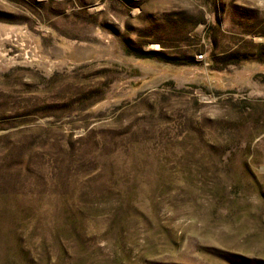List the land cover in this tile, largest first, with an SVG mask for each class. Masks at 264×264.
Returning <instances> with one entry per match:
<instances>
[{
    "label": "rangeland",
    "instance_id": "rangeland-1",
    "mask_svg": "<svg viewBox=\"0 0 264 264\" xmlns=\"http://www.w3.org/2000/svg\"><path fill=\"white\" fill-rule=\"evenodd\" d=\"M0 264H264V0H0Z\"/></svg>",
    "mask_w": 264,
    "mask_h": 264
},
{
    "label": "trees",
    "instance_id": "trees-1",
    "mask_svg": "<svg viewBox=\"0 0 264 264\" xmlns=\"http://www.w3.org/2000/svg\"><path fill=\"white\" fill-rule=\"evenodd\" d=\"M164 48V46L162 45ZM137 58H142V59H153L157 60L163 63L167 64H173V65H188L190 64L189 61H186L184 57H173L169 56L164 51H159V52H143V51H138L137 54H135Z\"/></svg>",
    "mask_w": 264,
    "mask_h": 264
}]
</instances>
